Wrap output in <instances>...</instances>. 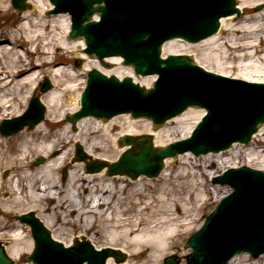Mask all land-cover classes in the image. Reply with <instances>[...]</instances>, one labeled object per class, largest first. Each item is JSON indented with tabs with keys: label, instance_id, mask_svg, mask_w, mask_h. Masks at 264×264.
<instances>
[{
	"label": "bare ground",
	"instance_id": "1",
	"mask_svg": "<svg viewBox=\"0 0 264 264\" xmlns=\"http://www.w3.org/2000/svg\"><path fill=\"white\" fill-rule=\"evenodd\" d=\"M42 1L45 2L29 0L33 10L20 14L15 30L0 32V111L3 116L20 110L19 104H23L35 90L39 70L53 64L46 58L33 62L30 58L32 54L46 56L52 50L56 57L60 50L70 52L74 59L78 54L76 46L83 49L82 41L67 43L68 23H63L58 30L56 18L60 16H54L49 22L43 18L44 9L49 10L50 6ZM253 1L264 2L240 0L239 10L251 7ZM5 2L0 0V12L8 13ZM247 15L249 17L241 24H233V17L222 18L220 31L201 43L209 44L208 49H212L214 56L209 53L203 56L219 67L217 69L222 75L232 70H250V75H264V8L259 15ZM221 35L228 38L223 39ZM192 47L197 45L173 40L164 44L162 51L164 54H177ZM254 58L259 67L238 63ZM108 60L115 65L116 76L121 77L123 70L117 72L122 68L120 59ZM127 69L129 71L124 74L131 76L130 68ZM50 75L56 77L55 86H60L66 73L63 68H57ZM69 77L71 82L76 79L74 75ZM152 80L144 77L140 85L148 87ZM59 99L54 90L42 95V104L48 108L46 121L49 123H58L63 119L61 113L55 111ZM65 102L61 100L62 105ZM66 106H72L67 110L75 112L78 105L75 101ZM201 115V110L188 109L157 129L152 128L150 121L139 119L131 121L113 117L101 121L85 118L77 122L76 133H71L66 123L56 134L51 133L42 122L32 130L24 129L14 137L1 138L0 185L7 186L3 187L7 197L0 201V209L5 213L15 212V217L36 213L53 240L65 247L72 241L85 240L96 249L111 248L124 255L123 262L118 263L110 257L106 264H163V259L168 256L174 257L178 264H182L178 259L182 257L186 263V252L182 256L171 255V252L195 227L198 213L209 200V189L202 174L213 178L214 173L198 170L197 161H191L194 157L186 153L175 161L173 158L165 159L164 169L156 178L140 176L131 180L125 175H106L107 168L86 174L85 163L75 159L71 147L77 144L89 158L112 163L114 160L110 159L128 148L118 146L123 136L150 135L152 148L159 150L176 137H188ZM122 119L124 123L117 126ZM172 124L180 128L178 136L174 134ZM255 136H263L261 147L251 145L242 149L241 145L239 148L234 145L228 151L209 153L197 159L202 158L201 164L204 165L215 162L221 166L236 159H246L245 166L264 171V126ZM34 154L45 159L37 168H32L28 162ZM64 170H67L66 179L61 180L60 172ZM5 227L0 219V236L9 240V245L4 248L7 256L16 264H33L22 262L33 249L30 228L18 220L7 231ZM139 253L145 255L143 259L138 258ZM228 264H264V254L257 259L241 254Z\"/></svg>",
	"mask_w": 264,
	"mask_h": 264
},
{
	"label": "water",
	"instance_id": "2",
	"mask_svg": "<svg viewBox=\"0 0 264 264\" xmlns=\"http://www.w3.org/2000/svg\"><path fill=\"white\" fill-rule=\"evenodd\" d=\"M54 7L49 15L70 16L69 40H84V54L104 64V58L119 57L132 66L136 75H156L153 87L146 90L130 77L120 82L96 69L86 73V84L79 96V110L65 119L75 131L76 123L87 117L108 120L130 114L132 118L150 119L155 126L181 114L188 107L207 111L191 136L159 150H154L149 137H125L121 144L134 149L122 153L114 163L90 162L85 173H96L107 167L106 175H140L156 177L165 158L189 152L194 156L218 153L232 143L248 144L251 135L264 122V84L227 78L194 65L185 55L160 57L164 43L182 40L199 43L217 33L223 17L245 15L264 5L236 8V0H48ZM18 12L30 9L26 0H10ZM97 15V20L91 21ZM239 15V16H238ZM51 88L44 80L40 92ZM45 107L36 98L29 101L25 112L0 123V134L9 136L25 126L32 128L42 120L49 130L65 123H49ZM128 116V119H131ZM26 128V129H29ZM124 137V136H123ZM119 147H124L119 144ZM77 145V144H76ZM75 155L83 162L89 158L77 145ZM87 158V159H86ZM77 159V158H76ZM43 162L42 158L35 164ZM227 185L232 192L223 197L205 218L201 228L186 241L191 249L187 264H226L232 257L248 253L253 258L264 254V173L240 167L229 169L212 181ZM31 229L34 241L29 261L36 264H105L108 257L124 260L120 252L105 248L100 251L89 243H75L64 248L50 238L48 231L28 213L17 218ZM0 264H13L0 245ZM163 264H178L167 257Z\"/></svg>",
	"mask_w": 264,
	"mask_h": 264
},
{
	"label": "rangeland",
	"instance_id": "3",
	"mask_svg": "<svg viewBox=\"0 0 264 264\" xmlns=\"http://www.w3.org/2000/svg\"><path fill=\"white\" fill-rule=\"evenodd\" d=\"M5 1H6L5 5H6V7L8 8L9 11H8V13L0 12V32L1 33H4L5 29L6 30H15V28L17 27V25H18V23L20 21V18H21V15H20L21 13L17 12V11H14L11 8V6L9 4V0H5ZM45 2L44 3L46 5L50 6V4L48 3L47 0H45ZM28 3L30 5H32L29 2V0H28ZM42 3H43V1H42ZM259 3H261V2L260 1H257V2L253 1L252 4H251V7L255 6V5L259 4ZM239 4H240V0H237V7H239ZM263 8H264V5L261 6L260 8H258V9H256V10H254V11H251L248 14H250V15L253 14L254 15V13H256V15H259L260 13H262ZM32 10H33V6H32V8L30 10H26L25 12H30ZM46 12H47V10L44 9V13L42 15H43V18L49 22L52 18H54V16H49V15L46 14ZM34 15L36 16V14H34ZM58 16L61 17V18H56V20L58 21V23H57L58 30H61L60 26L63 23H65V22H67L68 26H69V17L67 15H58ZM248 17H249V15H247V14L239 16V17L234 16L233 20H232L233 24H238L239 22L241 24V23H243L245 21V18H248ZM50 24H51V22H50ZM220 29H221V24H220ZM220 29H219V31H220ZM67 34H68V32H67ZM60 37L61 36H58V38H60ZM221 37L223 39L228 38L227 35H221ZM66 41H67L68 44L73 42V41L68 40L67 36H66ZM75 42H77V41H75ZM202 42H200L198 44H191V45H197V47L196 48L192 47V48H190L187 51H182L183 53L180 52V53H177V54H185V55L189 56L196 65H199L202 68H204L205 70H208L210 72H214V73L220 74V69H217L219 67H216L213 64V62H211L209 59H207V58H205L203 56L204 54L209 53V54H212V57H213L214 54H213L211 48L208 49L209 44H207V43L201 44ZM219 42H221V41H219ZM82 46H84V45H82ZM81 48H82L81 46H78V47L76 46L75 49L77 50L78 54H77V56L74 59L72 58L73 56L71 55L70 52H65L64 51L65 52L64 53V52H61L60 50L57 52L58 55H56V57H55V54H54V52L52 50L50 51V54H47L46 56H42L40 54H32L30 56V58L33 59V62H35L38 58H40V59L46 58L48 61L52 60L53 64L47 65V66H45V67H43L42 69L39 70L40 73L38 74L39 76L37 77L38 83H37V85L35 87V90L33 91V93L30 94V96H28V98L23 102V104H21V105L19 104L20 110L17 113H14V114H11V115H7V116H3V113L0 111V122L2 120H4V119H7V118L8 119H12V118L22 114L23 111L25 110L26 106H27V103H28L29 99L32 98V97L38 98L42 102L41 98H42V95L45 94V93H40L39 88H40L41 83L45 79H47L50 82V84H51V89L49 91L54 90V92H56V94L58 96H60V99H59V102L57 104V107H56L55 111L58 112V113H61L62 118H63L65 116V114L71 113L72 111H74V110H67L69 107H72V106H66L67 103H74L76 101V104L78 105L79 94L82 92V90L84 89V86H85V79H86L87 70H91L92 68H94V69L99 70L100 72H102L103 74H105L107 76H112V75L116 76V73H115L116 72L115 71L116 67H115L114 64H112L109 60H105L104 64H106V65L108 64V66L104 67L101 64H100L101 65L100 66L96 60H94V59H92V58H90L88 56H84L83 57L82 54H81L82 53ZM33 49H34V47L32 48V50ZM40 52H41V50H40ZM174 54H176V53H174ZM162 55L163 56H167V55H169V53H165L164 54L163 51H162ZM54 57H55V59H54ZM87 63H93V64L95 63L96 65H95V67H93V66H89ZM238 63L239 64L242 63V65L243 64L255 65V66L259 67L258 62L256 61L255 58L249 60L248 62L247 61L242 62V60H241ZM120 66L122 68L120 70L118 69L117 72L123 70V72L121 74L122 76L119 77V78H122V77L126 76L124 73L126 71H129V70L127 69L128 67L123 66L121 61H120ZM57 68H63L65 73H66V76H64L62 78V82H61L62 84L60 86H55L54 80H55L56 77L54 78L53 76L50 75V73H52V71H55ZM130 72H131L132 80L135 83L140 85V83H141L140 81L144 77L134 75V73L132 72L131 68H130ZM249 72H250V70H241V71L232 70L230 72L224 73V74H226L224 76H227L229 78H236V79L246 80V81H250V82H261V83H264V75H262V74H260V75H254V74L250 75ZM69 75H71V76L74 75L76 77L74 82H71ZM150 78H152L153 80H152L151 84L148 87L152 86V83H153V81L155 79V77H153V76H150ZM61 100H62V102H65L64 100H67V101L62 105L61 104ZM44 106L46 108L45 114H44V119L46 120V115H47L46 113H47L48 108H47V106L45 104H44ZM77 109H78V106H77ZM195 110H200V109H195ZM201 112H202V115H203L204 111L201 110ZM119 117L128 118V116H119ZM130 120L131 121H136V120H133L132 118ZM139 120H145V119H139ZM145 121H147V120H145ZM42 122H44V120ZM123 123H124L123 119L119 120V122L117 123V126H120ZM65 125H66V122L63 125H60V126H58L57 128H55L53 130H50V132L53 133V134H56L57 131L59 129H61L62 127H64ZM90 125H91V127L93 126L92 124H90ZM164 125H165V123L161 127H163ZM262 126H264V124ZM171 127H175L173 129V132H174V134H176V136H178L180 128L174 126V124H172ZM261 127L258 129L259 131H260ZM152 128H154L153 125H152ZM24 129H26V128H24ZM24 129H22L21 131H23ZM29 130H32V128L29 129ZM69 130H70L71 133H76V132H72L71 131L70 125H69ZM21 131H19L18 133L14 134L12 136H9V137H14L15 135L19 134ZM255 135L252 136V138H251V140H250L248 145L239 144V145H241L243 147L242 149H246V147L251 146V145H252V147L254 146L255 148L261 147L263 145V143L261 142V139H262L263 136L262 137H256ZM137 136H140V135H137ZM133 137H136V136H133ZM1 138H8V137H4V136L0 135V139ZM176 138L177 139H175V140H178V137H176ZM175 140H173V141H175ZM253 141H254V143H253ZM239 145L237 146L238 148L241 147ZM71 149H73L72 150V154L74 155L75 145H73V147H71ZM242 151L243 150H241V156L243 157L244 154H243ZM225 155H227V154H225ZM118 156H119V153H118V155H115L110 160H116ZM74 157H75V155H74ZM191 157H194V159H191V161H197L198 170H203L205 173L208 172V171H211L212 173H214V176H217V175L221 174L224 170H226V169H228L230 167L244 166V160H246V159H243V160L242 159H236L234 161H231V162L227 163V165H224V166L222 165L221 166V165H217L215 162H213V164L210 163V164H207V165L201 164L202 163V158L201 159H197V158L202 157V155L197 156V157H195V156H191ZM37 158H39V155H35V154L31 158H29L28 162H29V164H30V166L32 168H37V167H39L40 165H42L45 162V159H44L43 163L38 164V165H34V162L37 160ZM177 158H178V156L174 157L173 158L174 161ZM75 159H76V157H75ZM200 164H201V167H199ZM205 167H207V169ZM251 168H254V167H251ZM163 169H164V166H163ZM198 175H200V173H198ZM202 175H203V179H204V181L206 183V186L209 189V200L207 201V203L205 205V208L202 209L198 213V215H197V219L198 220H197V222L195 224V227L192 229V231H190L188 234H186L183 239H181V241L176 245L175 250L173 252H171L172 253L171 255H175L176 254L177 256L178 255L182 256L181 254H183L184 252H186L185 256L190 254V250L186 249L184 247V243H185L187 237L190 234H192L193 232H195L196 230H198V228L201 226V224L203 222L204 217L206 215H208L212 211V209L217 204V202L220 200V198H222L224 195H226L227 193L230 192V189L228 187L219 186V185H213L211 183L212 177H208V176H206L204 174H202ZM3 178L5 179L6 177L3 176ZM60 178H61V180H65L66 179V175L63 178L62 171L60 172ZM4 186H6V185H4ZM4 186L0 185V201L6 199V197H7V191H5V189L3 188ZM15 215H16L15 212H13V213H5V212H3V209H0V219L3 220L4 223L6 224V227L4 228L5 231L10 229V227L12 228L13 223L16 222V220L14 218ZM35 215H36V213H35ZM30 236H31V234H30ZM3 243L6 244L4 246V248H5V247H7L9 245L8 244L9 240L5 236H0V244L3 245ZM71 245H73V241L70 243L69 246H71ZM91 245L95 248V246L93 244H91ZM144 256L145 255L143 253L142 254L141 253L138 254V258L139 259H143ZM178 259H179V261H181L180 263L186 264L184 258H182V257L179 258L178 257ZM251 259H253V258L251 257ZM25 261H27L26 257L22 260V262H25Z\"/></svg>",
	"mask_w": 264,
	"mask_h": 264
}]
</instances>
